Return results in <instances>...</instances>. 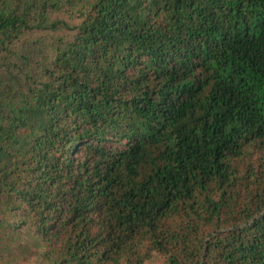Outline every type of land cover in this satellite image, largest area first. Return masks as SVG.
Listing matches in <instances>:
<instances>
[{
    "label": "trees",
    "instance_id": "trees-1",
    "mask_svg": "<svg viewBox=\"0 0 264 264\" xmlns=\"http://www.w3.org/2000/svg\"><path fill=\"white\" fill-rule=\"evenodd\" d=\"M0 264H264V0H0Z\"/></svg>",
    "mask_w": 264,
    "mask_h": 264
}]
</instances>
